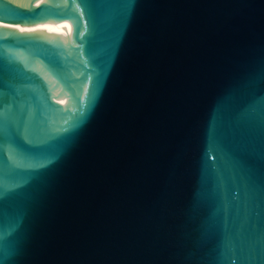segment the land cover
Masks as SVG:
<instances>
[{
	"label": "water",
	"instance_id": "obj_1",
	"mask_svg": "<svg viewBox=\"0 0 264 264\" xmlns=\"http://www.w3.org/2000/svg\"><path fill=\"white\" fill-rule=\"evenodd\" d=\"M0 261L264 264V0H0Z\"/></svg>",
	"mask_w": 264,
	"mask_h": 264
},
{
	"label": "snow or ice",
	"instance_id": "obj_2",
	"mask_svg": "<svg viewBox=\"0 0 264 264\" xmlns=\"http://www.w3.org/2000/svg\"><path fill=\"white\" fill-rule=\"evenodd\" d=\"M0 264H5V262H3V261H0Z\"/></svg>",
	"mask_w": 264,
	"mask_h": 264
}]
</instances>
